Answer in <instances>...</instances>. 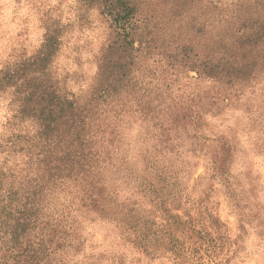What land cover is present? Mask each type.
<instances>
[{"label":"clouds","instance_id":"obj_1","mask_svg":"<svg viewBox=\"0 0 264 264\" xmlns=\"http://www.w3.org/2000/svg\"><path fill=\"white\" fill-rule=\"evenodd\" d=\"M0 264H264V0H0Z\"/></svg>","mask_w":264,"mask_h":264}]
</instances>
